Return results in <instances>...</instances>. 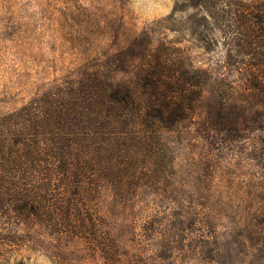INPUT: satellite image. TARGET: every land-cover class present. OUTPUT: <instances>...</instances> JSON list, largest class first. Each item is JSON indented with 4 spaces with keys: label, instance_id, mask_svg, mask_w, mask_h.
Instances as JSON below:
<instances>
[{
    "label": "rangeland",
    "instance_id": "rangeland-1",
    "mask_svg": "<svg viewBox=\"0 0 264 264\" xmlns=\"http://www.w3.org/2000/svg\"><path fill=\"white\" fill-rule=\"evenodd\" d=\"M241 15L264 21V0H0V118L152 38L210 73L195 116L163 131L155 181L104 192L116 264H264V85L228 57ZM0 264L109 263L38 234L1 247Z\"/></svg>",
    "mask_w": 264,
    "mask_h": 264
},
{
    "label": "trees",
    "instance_id": "trees-1",
    "mask_svg": "<svg viewBox=\"0 0 264 264\" xmlns=\"http://www.w3.org/2000/svg\"><path fill=\"white\" fill-rule=\"evenodd\" d=\"M240 19L244 34L231 39L237 51L228 57L263 87L264 21ZM148 43L0 118V248L44 234L84 243L109 264L121 260L104 192L155 181L169 158L163 131L195 116L210 79L170 43Z\"/></svg>",
    "mask_w": 264,
    "mask_h": 264
}]
</instances>
